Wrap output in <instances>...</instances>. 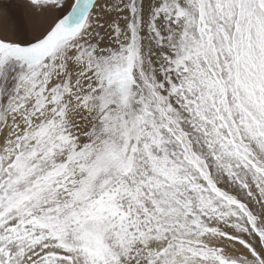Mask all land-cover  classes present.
I'll return each instance as SVG.
<instances>
[{
	"label": "snow or ice",
	"instance_id": "1",
	"mask_svg": "<svg viewBox=\"0 0 264 264\" xmlns=\"http://www.w3.org/2000/svg\"><path fill=\"white\" fill-rule=\"evenodd\" d=\"M0 264H264V0L0 4Z\"/></svg>",
	"mask_w": 264,
	"mask_h": 264
},
{
	"label": "bare ground",
	"instance_id": "2",
	"mask_svg": "<svg viewBox=\"0 0 264 264\" xmlns=\"http://www.w3.org/2000/svg\"><path fill=\"white\" fill-rule=\"evenodd\" d=\"M16 0H0V4H4V3H15ZM19 11V10H17Z\"/></svg>",
	"mask_w": 264,
	"mask_h": 264
}]
</instances>
